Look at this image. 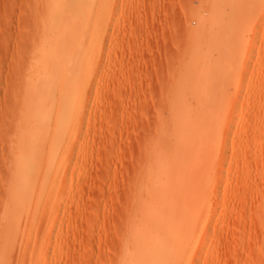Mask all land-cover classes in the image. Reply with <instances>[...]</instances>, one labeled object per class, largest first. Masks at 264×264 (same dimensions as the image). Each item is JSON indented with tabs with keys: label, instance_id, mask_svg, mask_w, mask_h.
I'll use <instances>...</instances> for the list:
<instances>
[{
	"label": "rangeland",
	"instance_id": "obj_1",
	"mask_svg": "<svg viewBox=\"0 0 264 264\" xmlns=\"http://www.w3.org/2000/svg\"><path fill=\"white\" fill-rule=\"evenodd\" d=\"M0 264H264V0H0Z\"/></svg>",
	"mask_w": 264,
	"mask_h": 264
},
{
	"label": "bare ground",
	"instance_id": "obj_2",
	"mask_svg": "<svg viewBox=\"0 0 264 264\" xmlns=\"http://www.w3.org/2000/svg\"><path fill=\"white\" fill-rule=\"evenodd\" d=\"M69 79V78H68ZM65 80V79H64ZM67 81V80H66ZM66 81H62V82H66ZM71 81V80H70ZM69 82V81H68ZM68 84V83H67ZM70 84V83H69ZM62 89V88H61ZM62 90H64V89H62ZM65 91V90H64ZM64 91H62V93L64 92ZM49 113H51V112H49ZM49 113H45L44 114V118H46L47 119V116L49 117ZM66 114V113H65ZM61 115L59 114V113H56V114H54V117H55V119H59V117H60ZM49 119H50V117H49ZM49 149V148H48ZM164 237V236H163ZM163 243V242H162ZM163 247V246H162Z\"/></svg>",
	"mask_w": 264,
	"mask_h": 264
}]
</instances>
